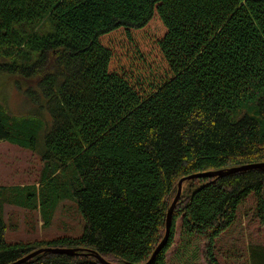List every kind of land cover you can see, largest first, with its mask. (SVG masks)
<instances>
[{"label":"trees","instance_id":"16d2710c","mask_svg":"<svg viewBox=\"0 0 264 264\" xmlns=\"http://www.w3.org/2000/svg\"><path fill=\"white\" fill-rule=\"evenodd\" d=\"M0 75L37 105L17 117L0 104V142L39 153L45 171L0 187V264L42 249L73 254L23 264H168L177 223L220 264L214 241L251 194L264 227V169L201 176L264 164V0H0ZM64 199L81 236L5 239L4 204L48 228ZM247 255L264 264V245Z\"/></svg>","mask_w":264,"mask_h":264},{"label":"rangeland","instance_id":"374dc122","mask_svg":"<svg viewBox=\"0 0 264 264\" xmlns=\"http://www.w3.org/2000/svg\"><path fill=\"white\" fill-rule=\"evenodd\" d=\"M0 104L9 114L17 117L32 116L37 106L35 102L29 101L23 90L17 88L12 78L8 79L5 75H0ZM40 146L42 142L38 139L35 147ZM42 166L39 153L9 142H0V187L36 184L41 174L45 173ZM181 192L182 187L180 195ZM3 208L7 227L5 239L9 243L51 241L64 236L79 237L83 232L81 215L76 204L68 199L58 202L48 228L42 225L38 210L27 211L13 204H4ZM252 245H264V227L255 218L254 198L251 194L238 207L234 223L214 241L213 255L220 264H248L247 248ZM205 257L206 241L202 237L179 239L177 223L173 244L166 253L168 264H207Z\"/></svg>","mask_w":264,"mask_h":264},{"label":"water","instance_id":"95a60500","mask_svg":"<svg viewBox=\"0 0 264 264\" xmlns=\"http://www.w3.org/2000/svg\"><path fill=\"white\" fill-rule=\"evenodd\" d=\"M249 169H264V164H257V165H251V166H244V167H240V168H235V169H229V170H226V171H218V172H213V173H208V174H205V175H201V176H208V177H223V176H226V175H229V174H233V173H236V172H239V171H245V170H249ZM199 176L198 175H193V176H189V177H186V178H183L181 179L178 184H177V192H176V195H175V198L173 200V202L171 203L168 211H167V215H166V221H165V234H164V237H163V240L162 242L159 244V246L155 249L153 255H152V258L153 256L163 248L164 244L166 243V241L168 240V237H169V231H170V221H171V215H172V211H173V208L179 198V195H180V190H181V185L183 183V181L185 180H189V179H194V178H198ZM41 252H49V253H56V254H59V253H64V254H73V251H70V250H60V249H42V250H39L37 252H34L32 254H30L29 256H26L25 258H23L22 260L14 263V264H23L24 262H26L27 260H29L30 258H32L33 256H35L36 254H39ZM96 259H98V261L101 263V264H108L106 263L103 259H101L99 256L97 255H94Z\"/></svg>","mask_w":264,"mask_h":264},{"label":"bare ground","instance_id":"6f19581e","mask_svg":"<svg viewBox=\"0 0 264 264\" xmlns=\"http://www.w3.org/2000/svg\"><path fill=\"white\" fill-rule=\"evenodd\" d=\"M215 177H217V176H215Z\"/></svg>","mask_w":264,"mask_h":264}]
</instances>
